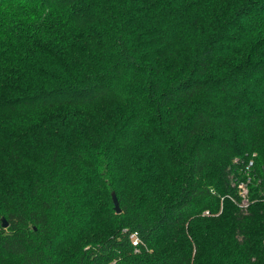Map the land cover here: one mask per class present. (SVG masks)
<instances>
[{"label": "trees", "instance_id": "trees-1", "mask_svg": "<svg viewBox=\"0 0 264 264\" xmlns=\"http://www.w3.org/2000/svg\"><path fill=\"white\" fill-rule=\"evenodd\" d=\"M0 264H264V0H0Z\"/></svg>", "mask_w": 264, "mask_h": 264}, {"label": "rangeland", "instance_id": "rangeland-1", "mask_svg": "<svg viewBox=\"0 0 264 264\" xmlns=\"http://www.w3.org/2000/svg\"><path fill=\"white\" fill-rule=\"evenodd\" d=\"M241 173V181H240V185L238 186V190L240 191V194L242 196V201L246 204L247 203V200H248V197H247V194H248V184H249V181H250V177L251 175L249 174V170L246 169L244 171H240Z\"/></svg>", "mask_w": 264, "mask_h": 264}, {"label": "water", "instance_id": "water-1", "mask_svg": "<svg viewBox=\"0 0 264 264\" xmlns=\"http://www.w3.org/2000/svg\"><path fill=\"white\" fill-rule=\"evenodd\" d=\"M111 199H112V202H113V207H114L115 213L116 214H120L121 210L119 208V203H118L117 197H116V195L114 193H112ZM1 222H2V227L6 228L7 227V223H6L4 218H1Z\"/></svg>", "mask_w": 264, "mask_h": 264}]
</instances>
